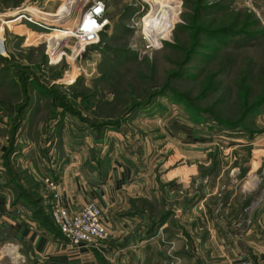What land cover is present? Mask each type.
Here are the masks:
<instances>
[{
	"label": "crops",
	"instance_id": "crops-1",
	"mask_svg": "<svg viewBox=\"0 0 264 264\" xmlns=\"http://www.w3.org/2000/svg\"><path fill=\"white\" fill-rule=\"evenodd\" d=\"M42 89L27 86L29 101L0 116L9 121L0 148V264H264V135L246 140L183 119L156 124L153 138L140 131L146 140L106 132L97 147L96 131L76 133L72 117L50 128L46 119L61 107L51 92L43 113L35 96ZM89 201L102 210L106 240L73 247L46 224L53 205L75 213Z\"/></svg>",
	"mask_w": 264,
	"mask_h": 264
},
{
	"label": "rangeland",
	"instance_id": "rangeland-1",
	"mask_svg": "<svg viewBox=\"0 0 264 264\" xmlns=\"http://www.w3.org/2000/svg\"><path fill=\"white\" fill-rule=\"evenodd\" d=\"M69 1L56 20L49 13L63 0H0L1 117L29 101L27 86H44L35 95L42 112L51 92L61 107L46 119L50 128L72 117L76 133L96 131L97 147L106 132L122 142L146 140L140 131L153 138L156 124L183 119L246 140L263 137L264 0H108L100 40L84 50L66 44L74 37L51 32L74 25L89 4ZM24 10L42 12L45 21L17 18ZM8 124L0 118V148Z\"/></svg>",
	"mask_w": 264,
	"mask_h": 264
},
{
	"label": "built area",
	"instance_id": "built-area-1",
	"mask_svg": "<svg viewBox=\"0 0 264 264\" xmlns=\"http://www.w3.org/2000/svg\"><path fill=\"white\" fill-rule=\"evenodd\" d=\"M89 4L81 12L73 25L75 42L82 46L97 44L100 40L99 34L103 29L106 20L104 15L107 10L108 0H88ZM25 11V10H24ZM28 13L18 14L21 19H26L31 23L42 24L45 20V14L39 11H28ZM144 17V16H143ZM142 17V18H143ZM141 18V20H142ZM143 33V31L141 30ZM143 39L146 40L143 33ZM147 37V36H146ZM84 47V48H83ZM78 51L77 53H80ZM76 53V54H77ZM50 63L52 62L50 53H47ZM48 181V179L46 180ZM54 187L52 186V189ZM67 200H65L66 202ZM19 212V208H16ZM52 223L60 231L61 235L73 246L80 245L91 246L99 241L108 238V232L103 222L102 210L96 203L89 201L84 204L77 212L72 213L68 205L57 203L53 205L50 211ZM234 264H254L249 258L242 257Z\"/></svg>",
	"mask_w": 264,
	"mask_h": 264
},
{
	"label": "bare ground",
	"instance_id": "bare-ground-1",
	"mask_svg": "<svg viewBox=\"0 0 264 264\" xmlns=\"http://www.w3.org/2000/svg\"><path fill=\"white\" fill-rule=\"evenodd\" d=\"M59 1H61V0H59ZM72 2H74V1L63 0V2L60 3L59 8L57 9V12H56L55 14H50V13H49V15L55 17L54 19L58 20L59 18L62 17V15H60V14H61L65 9H67L68 6H69ZM74 6H75V5H74ZM51 10H52V9H51ZM71 10H73V9H71ZM67 12H68V11H67ZM16 16H17V15H16ZM59 16H60V17H59ZM17 18H21V17L17 16ZM51 18H52V17H51ZM144 18H145V17L142 18V22H143ZM20 20H21V19H20ZM53 23H54V22H53ZM142 24H143V23H142ZM51 32H56V33L61 32V33L65 34V35H68L69 37H74V38H75L74 40H76V37H75V35H74L73 25H72V26L65 27V28H55V29L52 30ZM145 35H146V36H150V34H145ZM66 44H67V45L70 44V45H68V46H71L72 44H74V48H75V49H77V47L79 46L76 42H75V43L67 42ZM80 51H81V50H80ZM51 59H52V55H51ZM56 60H57V59H56ZM59 61H60V60H58L57 62H59Z\"/></svg>",
	"mask_w": 264,
	"mask_h": 264
},
{
	"label": "trees",
	"instance_id": "trees-1",
	"mask_svg": "<svg viewBox=\"0 0 264 264\" xmlns=\"http://www.w3.org/2000/svg\"><path fill=\"white\" fill-rule=\"evenodd\" d=\"M19 192H20V193L23 192L22 189H20ZM16 202H17V201H16ZM45 222H46L47 225H51L53 228H55V230H56L59 234H61L60 231L57 229V227H55V226L53 225L50 216H49V219H46V220H45ZM61 236H62V235H61Z\"/></svg>",
	"mask_w": 264,
	"mask_h": 264
},
{
	"label": "water",
	"instance_id": "water-1",
	"mask_svg": "<svg viewBox=\"0 0 264 264\" xmlns=\"http://www.w3.org/2000/svg\"><path fill=\"white\" fill-rule=\"evenodd\" d=\"M48 15V14H47ZM50 16V15H49Z\"/></svg>",
	"mask_w": 264,
	"mask_h": 264
}]
</instances>
